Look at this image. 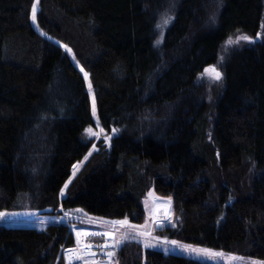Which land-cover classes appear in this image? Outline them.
I'll return each mask as SVG.
<instances>
[{
    "label": "trees",
    "instance_id": "trees-1",
    "mask_svg": "<svg viewBox=\"0 0 264 264\" xmlns=\"http://www.w3.org/2000/svg\"><path fill=\"white\" fill-rule=\"evenodd\" d=\"M34 2L0 0V211L142 225L153 189L172 200L170 238L264 261V0H40L37 28ZM241 34L255 43L224 56L210 92L201 73ZM81 68L112 134L87 159ZM75 247L66 222L0 225V264H69ZM114 264L209 263L128 242Z\"/></svg>",
    "mask_w": 264,
    "mask_h": 264
},
{
    "label": "rangeland",
    "instance_id": "rangeland-1",
    "mask_svg": "<svg viewBox=\"0 0 264 264\" xmlns=\"http://www.w3.org/2000/svg\"><path fill=\"white\" fill-rule=\"evenodd\" d=\"M172 15H173V10L171 9L170 11H165L161 13L159 15L158 24L161 23V18L163 16H172ZM32 25L35 28H37L38 24L37 22L36 23L32 22ZM169 25L170 24H168L166 27L162 29L157 27V39H162L163 41L166 29ZM236 37H233V39H235ZM259 39H257V41ZM253 40L255 43L256 40L255 39ZM254 43H248V42L241 41L240 44L238 45H232V46H228L227 44L224 45L222 54L220 56V61H219L220 65L219 64L215 65L217 69L222 73V80L215 81L207 77L201 79L202 82H205L208 84L210 88L209 89L210 92H212L214 89H217V88L221 90V87L224 84V75L222 72L224 56L227 58V54H229L232 50L239 49V48L244 47L247 44H254ZM159 46H161V44ZM64 51H66L71 56L72 54L71 52L67 51L66 49ZM221 57L223 58L222 60H221ZM86 87H87V92H88V95L90 98V104H91L92 126L90 127L93 129V131L99 132V130L101 129L100 121H99V125H97L96 117L92 115V99H93L94 92H93V89L91 92L89 91L87 81H86ZM105 135L111 136V140H112V134L107 133L105 131H103V133H101L99 137H89L86 134V132L84 133L85 140L92 144L91 150L89 152L91 154L89 155L88 153L86 156L87 158H89L93 153H95L98 150V147L100 146L102 142H103V145H105L107 148L110 149L111 140L106 141ZM84 161L85 159L81 162V164H79V166L76 169H74L73 175L69 181H71L76 176L81 166L83 165ZM69 181L67 182V187L69 185ZM66 189L67 188H65L64 186V188L62 189L63 195H61L62 193L61 191L60 198L64 196ZM144 206H145V211H146L145 221L142 223V225H135L136 226L135 228L129 227V225H132V224L128 220H122V221H127L128 224L121 226L118 223L113 224V222L111 221H100V220H95L93 218L86 217L85 214L79 210L70 211V212L62 211L60 215H52V214L41 213V212L31 213L28 210H23L19 212L0 211V212H7V213L15 214V215H8L6 218L0 219V225L12 226V227H30V228H34L37 230H44L46 226H48L49 224L66 222L70 224V228L73 232L75 244L77 247V248H74L75 252L78 251V246L80 245L81 238H83L85 231L103 230L105 232L112 233L115 235L116 240L120 242V245L116 248V251H115L116 255L113 258V263L115 261L117 254L120 252L123 246H125V244H127L128 242H136L143 246L145 243H151L156 246L148 247V248L160 250L166 254H175V255L185 256V257L194 259L196 261L209 263V264H251L252 261L264 262L263 260H260L257 258L241 256V255L225 252V251L218 250V249H213V248H209L205 246L186 243L184 241H177V240L170 238V236H168L165 233V231L168 228L175 227V221H173L172 200L156 194V192L153 189H151L147 193V196L145 197V200H144ZM163 207L164 208L166 207L169 217L165 220H158L156 219V216H155L156 211ZM72 221H75V225L71 224ZM158 222L162 224V227L160 230L156 229V225ZM85 224L91 225V228L86 227ZM77 232L81 233V236L79 237V241L76 235ZM141 233H148L149 235H141ZM165 239L167 241H177L178 244L177 245H172L170 243L165 244L164 243ZM188 246L194 249H211L215 252H222L224 255L223 257H209L201 253L189 251ZM165 249H167V251ZM232 257H235L236 259L233 260Z\"/></svg>",
    "mask_w": 264,
    "mask_h": 264
},
{
    "label": "snow or ice",
    "instance_id": "snow-or-ice-1",
    "mask_svg": "<svg viewBox=\"0 0 264 264\" xmlns=\"http://www.w3.org/2000/svg\"><path fill=\"white\" fill-rule=\"evenodd\" d=\"M39 4H40V0H35V2L32 5V8H31V16H30V18H31L33 23L37 22V11H38ZM173 19H174L173 16H163L161 18V23L157 24V27L162 29V28L166 27L168 24H170ZM261 28H264V24L261 25ZM257 38H261V34L260 33L257 34ZM241 41L248 42V43H254V40H253L252 37H249L247 35L241 34V35L237 36L235 39H233L232 37H229L228 40L226 41V44L228 46L238 45V44H240ZM162 42H163L162 39H157L155 43H156L157 46H159ZM64 47H65V49L67 51H69V52L71 51V49H68L66 45H64ZM222 59L223 58L221 57V60ZM80 70H81V72H83L85 80L88 82V89L91 92L93 86H92L91 80L89 79V73L85 72L83 68H81ZM205 77H207L209 79H212V80H215V81H220V80H222V73L217 69V67L215 65H212V66H209V67L205 68L204 71L201 73V77L200 78L203 79ZM92 115L94 117H96L97 125H99V117L97 116L96 102H95V96L94 95H93V99H92ZM103 131L104 130L101 128L99 130V132H96V131H93V129L91 127L87 128L85 130L86 134L89 137H99V135L101 133H103ZM117 131H118L117 129H112L113 133H116ZM105 140L106 141H110L111 140V136L105 135ZM90 154L91 153H89V155ZM217 155L219 156V153H217ZM85 159H87V157H85ZM74 167H77V166H74ZM70 182L71 181H69V183ZM65 188H67V184H65ZM61 195H63V191H62ZM8 215H15V214L7 213V212H0V219L6 218ZM115 223H118L121 226L128 224L127 221H119V222H115ZM129 227L135 228L136 226L135 225H129ZM76 235H77V238H78V241H79V237L81 236V233L77 232ZM84 235H88V234L85 233ZM92 235H101V236H106L107 237V236H110L111 233H92ZM141 235H149V234L148 233H141ZM157 239H159V238H157ZM164 243L165 244L170 243L172 245H177L178 244L177 241H167L166 239L164 240ZM119 245H120V242L117 241L116 245H108V244L105 243L102 246L103 249L105 250L104 254L108 257L110 262L113 261V258L115 256V252L113 250H108V249H115ZM155 246L156 245L151 244V243H145L144 244L145 248L155 247ZM84 247L86 249H88V255L89 256H93L94 257L96 255L95 252L91 251L92 245H90V244L89 245H84ZM165 250L167 251V249H165ZM188 250L192 251V252L201 253V254H204V255L209 256V257H223V255H224L222 252H215V251H213L211 249H194V248H191L190 246H188ZM67 251L70 254L69 255V264H71V259H72V255L71 254H73L75 252V250L69 249ZM75 258L76 259H83V257L80 256L79 254H76ZM232 259L234 260L236 258L232 257ZM85 264H88V262L86 261ZM92 264H99V262L98 261H93ZM251 264H264V262L252 261Z\"/></svg>",
    "mask_w": 264,
    "mask_h": 264
},
{
    "label": "built area",
    "instance_id": "built-area-1",
    "mask_svg": "<svg viewBox=\"0 0 264 264\" xmlns=\"http://www.w3.org/2000/svg\"><path fill=\"white\" fill-rule=\"evenodd\" d=\"M111 222H113V224H117L115 222H118V220H114ZM85 233H87L88 235H83V238H81L80 245L78 246V251L71 254L72 255L71 264H85L86 261L88 262V264H92L93 261H98L99 264H112L113 261L112 262L109 261L108 257L104 254L105 250L103 249L102 246L105 243L108 245H116L117 240H116L115 235L112 233L110 236H107V237L101 236V235H92V233H109L103 230L85 231ZM89 244L92 245L91 251L96 253L94 257L89 256L88 249L84 247V245H89ZM71 249L75 250L74 248H71ZM108 250H113L115 252L116 248L108 249ZM76 254H79L80 256H82L83 259H76L75 258ZM69 255L70 254L68 253V251H66L65 259L68 263H69Z\"/></svg>",
    "mask_w": 264,
    "mask_h": 264
},
{
    "label": "bare ground",
    "instance_id": "bare-ground-1",
    "mask_svg": "<svg viewBox=\"0 0 264 264\" xmlns=\"http://www.w3.org/2000/svg\"><path fill=\"white\" fill-rule=\"evenodd\" d=\"M155 216H156V219H158V220H165V219H167L169 217V215H168V211H167L166 207L165 208L163 207V208L158 209L156 211Z\"/></svg>",
    "mask_w": 264,
    "mask_h": 264
},
{
    "label": "water",
    "instance_id": "water-1",
    "mask_svg": "<svg viewBox=\"0 0 264 264\" xmlns=\"http://www.w3.org/2000/svg\"><path fill=\"white\" fill-rule=\"evenodd\" d=\"M76 166L78 167V165H76ZM77 167H74V169H76ZM161 227H162V224L160 222H158L157 225H156V229L160 230Z\"/></svg>",
    "mask_w": 264,
    "mask_h": 264
}]
</instances>
